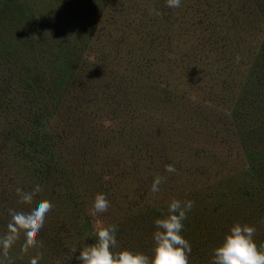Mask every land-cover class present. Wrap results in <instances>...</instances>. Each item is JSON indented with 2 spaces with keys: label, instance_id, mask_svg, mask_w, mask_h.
I'll return each instance as SVG.
<instances>
[{
  "label": "rangeland",
  "instance_id": "1",
  "mask_svg": "<svg viewBox=\"0 0 264 264\" xmlns=\"http://www.w3.org/2000/svg\"><path fill=\"white\" fill-rule=\"evenodd\" d=\"M98 193L111 206L92 217ZM173 199L194 201L191 264L237 222L264 242V0H0V237L9 209L54 205L12 264H82L109 225L114 251L151 257Z\"/></svg>",
  "mask_w": 264,
  "mask_h": 264
},
{
  "label": "clouds",
  "instance_id": "2",
  "mask_svg": "<svg viewBox=\"0 0 264 264\" xmlns=\"http://www.w3.org/2000/svg\"><path fill=\"white\" fill-rule=\"evenodd\" d=\"M167 7L179 8L182 0H166ZM152 14L160 15L158 11ZM237 62L240 57L237 56ZM168 173H175L174 165H166ZM166 181L165 177L156 176L151 192H160V186ZM19 197L18 203L31 206L34 198L42 192L39 184L32 191H24L16 188ZM110 201L105 194L98 193L90 210V215L96 217L98 214L107 212L110 208ZM194 201L173 199L168 204L167 214L163 218L154 221L156 231L153 233L154 249L153 256L143 252L131 250L114 251L118 248L117 225L101 227L96 233L97 243L83 246L80 255L77 257L82 264H191L190 257L192 246L182 235L187 219V214L193 209ZM54 205L48 200H41L35 207L28 211H17L9 209L10 220L7 224V233L0 237V252L6 264H12L9 256L10 250L24 236V243L21 245V252L27 254L30 249L42 247L39 235L47 226L48 214L53 210ZM264 223V221H261ZM257 229L247 223H235L223 242L213 250L210 264H264V242L257 243L255 236ZM77 249H73V253ZM42 258L39 253L30 260V264H38ZM2 264V262H0Z\"/></svg>",
  "mask_w": 264,
  "mask_h": 264
},
{
  "label": "trees",
  "instance_id": "3",
  "mask_svg": "<svg viewBox=\"0 0 264 264\" xmlns=\"http://www.w3.org/2000/svg\"><path fill=\"white\" fill-rule=\"evenodd\" d=\"M32 147V153H33V151L35 150V146H31Z\"/></svg>",
  "mask_w": 264,
  "mask_h": 264
}]
</instances>
